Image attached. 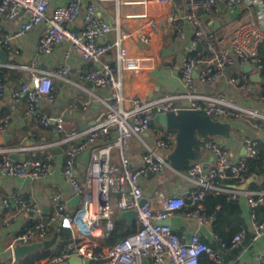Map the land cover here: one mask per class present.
Listing matches in <instances>:
<instances>
[{
    "label": "built area",
    "instance_id": "built-area-1",
    "mask_svg": "<svg viewBox=\"0 0 264 264\" xmlns=\"http://www.w3.org/2000/svg\"><path fill=\"white\" fill-rule=\"evenodd\" d=\"M243 0H62L55 4L47 15L50 0H0V21H9L21 12L25 18L16 32L6 34V40L25 35L44 22L46 27L37 41L39 53H50L65 42V56L76 51L89 63L82 78L99 88L110 90L109 102L104 118L85 132L75 127H66L62 115L49 116L41 112V100L54 101L51 78L43 72L32 71L29 83L23 84L13 94L17 101L24 98L27 115L43 127H51L61 136L65 144L63 174L69 179L74 196H80L75 210L69 209L67 200L60 193L52 195L54 212L43 217L34 201L16 200L25 211L35 213L38 218L15 238L16 243L28 244L33 240L44 241L49 237V227L58 223L68 229L70 241L56 255L41 260L39 264H57L70 256H78L82 264H200L204 254L210 264H221L222 253L236 249L245 238L251 242L264 237V220H257L255 208L264 202V193L249 195L250 224L241 228L230 240L219 239V249L201 241L198 235L189 238L179 236L165 220L188 204L190 215L201 223L211 221L212 215L205 213L201 200L208 191L228 193L236 198L243 191L234 186L247 181L244 161L232 163L228 150L213 138L203 142L202 147L213 156L212 163L191 161L184 172L173 170L167 160L175 146V137L168 135L158 139L154 146L144 143L145 151L141 164L131 167L126 142L133 137L142 138L150 128V120L160 113L176 112L178 109H193L211 119H254L264 125V112L239 105L224 94L201 95L193 91L195 82L216 81L235 64L249 66L260 72L264 54L259 47L264 43V25L253 20L240 24L233 31L224 47V37L210 32L201 14L210 15L219 6L228 9L240 5ZM264 18V0H257ZM126 8V9H124ZM136 8V9H134ZM182 12V14H181ZM104 16V18L102 17ZM167 18L175 23L176 38H183L184 22L192 27L193 41L202 46L210 58L186 56L180 69V80L185 88L181 95L143 97L128 95L125 76L131 74L130 83L137 85L155 68L149 54H131L125 42L129 39L128 29L123 30L124 18ZM112 34L111 37H109ZM110 55V60L105 56ZM63 66L61 73H66ZM247 75L243 74L239 89H245ZM3 87L0 75V93ZM185 98L186 107L176 106L174 100ZM53 121V123H52ZM6 124L0 128L4 131ZM258 139L244 137L243 146L249 157L257 155ZM89 152L82 182L75 174V159L82 152ZM118 153V164H112V153ZM0 151V173L27 180H37L50 174L53 154L47 152L42 159L22 158L12 160ZM162 154V155H161ZM165 171L177 173L187 179L191 188L187 198L168 195L155 189L146 197L141 180ZM231 178L234 185L224 187L220 180ZM114 198L116 201L114 202ZM145 200V203H142ZM7 206V201L3 202ZM134 211L136 230L115 243L95 252L107 234L114 228L115 218L124 211ZM259 264H264V255H257Z\"/></svg>",
    "mask_w": 264,
    "mask_h": 264
},
{
    "label": "crops",
    "instance_id": "crops-1",
    "mask_svg": "<svg viewBox=\"0 0 264 264\" xmlns=\"http://www.w3.org/2000/svg\"><path fill=\"white\" fill-rule=\"evenodd\" d=\"M61 1L50 0L47 15H50L55 4ZM178 2L179 0L175 1L176 4ZM201 16L210 32L217 37H224L225 41L220 45L221 48L227 44L233 31L240 24L253 20L260 26L264 25V18L257 0H243L233 9L219 5L212 14L202 13ZM102 17L104 18L103 15ZM24 18L25 13L21 12L12 20L0 21V48L6 53L5 61L0 58V75L3 84L0 93V128L4 123L6 124L4 131L0 130V151L7 156L13 154L11 155L13 159L17 156L19 159H42L47 152H51L53 160L50 174L37 180H27L0 173V264L17 263L12 254V248L16 243L15 238L38 218L37 214L22 210L16 200L36 202L41 209V215L46 217L55 211L51 202L52 195L60 193L67 200V206L68 202L75 197L69 179L62 171L66 158V145L60 143L61 136L53 130L52 126L43 127L35 123L27 115L24 98L20 97L15 101L13 94L19 91L23 84L29 83L32 71L45 73L52 81L54 101L48 102L42 99L41 112L49 116L62 115L65 126L75 127L79 132L89 130L104 118L110 97V90L94 86L82 78V72L89 68V63L84 61L76 51H71L66 57L65 51L68 45L65 42L58 44L50 53L38 52L37 41L45 30L44 22L39 23L25 35L6 40V47L3 46L6 34L16 32ZM123 22L122 29H128L130 33L129 39L125 42L129 52L149 54L155 62L154 70L137 85L130 83L131 74L125 76V90L128 95L140 94L148 98L160 95H181L185 92V88L180 80L179 69L185 57L190 55L207 59L211 56L206 49L193 41L192 27L187 22L182 25L183 38L181 39L176 38L175 23L164 17L132 20L124 18ZM111 36L112 34L109 37ZM104 59L110 60L111 57L107 55ZM63 66L67 68L66 73L60 72ZM247 69L248 66L235 64L216 81L195 82L193 91L201 95L222 93L239 105L264 112V99L260 95L263 77L260 74V82L252 81L251 75L258 71L251 68L248 72ZM243 74H246L248 78L244 81L246 87L239 89L238 85L242 82ZM174 103L181 108L189 104L185 98H177ZM223 122H227L230 126L228 136L209 137L228 150L229 160L232 163L245 161L249 157L243 146L244 137L257 138L258 141L264 142V125H259L257 120L229 119ZM157 126L161 128L150 125L142 138L133 137L127 140L126 148L131 167L140 166L141 156L145 151L144 143L154 146L158 139L168 135L175 137L174 130ZM202 145L198 148L194 147L198 152V161L212 163V154ZM88 159V151L82 152L75 159V174L80 182L84 180ZM118 161V153L114 151L112 164L117 165ZM256 171L245 182L248 183L246 189L235 198L246 226L250 224L249 195L264 193V190H248L252 182L255 186L264 183V172L261 168ZM141 186L146 197L150 196L155 189H159L168 195H179L185 199L191 188L187 179L171 171L142 179ZM4 201H7V206L3 205ZM113 201L115 202L116 198ZM78 204L68 207L75 210ZM261 204L264 206V202ZM191 210L192 206L188 204L174 212L169 219L165 220V223L169 224L179 236L189 238L192 234H196L201 240L212 243L215 249H219V238L212 230L213 219L207 223H201L197 216L189 214ZM257 217L264 220V211L259 212ZM119 220H122L125 225H134L137 228L135 219L131 223H128L126 219ZM55 225L59 226L58 223L50 225L49 237L46 240L53 237L51 228ZM103 241H98V245H101ZM104 247L107 246H102ZM221 253V264H259L257 255H264V237L255 242H251L247 237L236 249ZM73 257L78 256H70L67 260L57 264H70Z\"/></svg>",
    "mask_w": 264,
    "mask_h": 264
},
{
    "label": "trees",
    "instance_id": "trees-1",
    "mask_svg": "<svg viewBox=\"0 0 264 264\" xmlns=\"http://www.w3.org/2000/svg\"><path fill=\"white\" fill-rule=\"evenodd\" d=\"M261 46V53L264 54V45ZM260 74L263 77V82L261 83L260 88V95L264 99V61L263 68L260 71ZM207 139H210V137L207 135H197L195 138L194 147L198 148V146L203 144V142ZM244 162L247 167V171L245 173L247 179H249L254 173H256V170L258 168H261L264 172V142L259 140L257 155L255 157H247ZM189 163L190 162L186 163L184 170L188 167ZM219 184L224 187H230L234 185V180L231 178H226L220 180ZM248 190H264V183H262L260 186H255L252 182L249 184ZM201 204L204 207L205 213L207 215H212V230L219 239L228 241L241 228L246 227L245 222L241 217L238 202L235 198H232L230 194L208 191L201 200ZM261 211H264V206H262V204H259L255 208V216L259 221L263 220L257 217V214ZM135 230L136 227L134 225H125L122 220L115 219L113 230L107 234L101 245L95 247V252L100 251L102 249V246H113L115 243L122 240L127 235L133 233ZM51 233L52 236H56V241L53 247L42 249L33 254H30L26 258L15 264H38L41 259L58 254L60 250L70 241V232L68 229H64L55 225L51 228ZM201 241L215 248L212 243L210 244L204 240ZM200 264H210V261L204 254L200 256Z\"/></svg>",
    "mask_w": 264,
    "mask_h": 264
},
{
    "label": "water",
    "instance_id": "water-1",
    "mask_svg": "<svg viewBox=\"0 0 264 264\" xmlns=\"http://www.w3.org/2000/svg\"><path fill=\"white\" fill-rule=\"evenodd\" d=\"M0 58L2 61H5L6 58V53L1 48ZM247 70L250 72L251 68L248 66ZM251 80L260 82V73H253L251 75ZM150 125H160L163 128H169L175 131V146L173 151L168 155L167 160L173 170L179 173H182L187 162L198 160V152L194 148L195 138L197 135L226 137L228 136L230 129L227 122L211 119L206 115L200 114L197 110L185 108L178 109L176 112L160 113L150 120ZM11 155L13 154H10L9 157L12 160L19 159L18 156L16 159H13ZM247 184L248 183L236 185L234 188L238 190H245ZM79 202L80 196L76 195L68 202V206L71 207L73 205H77ZM142 203H145V200H142ZM117 219H126L128 223H131V221L135 219V213L132 210L124 211L117 216ZM55 241L56 236L44 241L33 240L28 244L15 243L12 248L13 259L15 262L23 260L30 254L49 248ZM70 264H82V261L79 257H73L70 260Z\"/></svg>",
    "mask_w": 264,
    "mask_h": 264
},
{
    "label": "rangeland",
    "instance_id": "rangeland-1",
    "mask_svg": "<svg viewBox=\"0 0 264 264\" xmlns=\"http://www.w3.org/2000/svg\"><path fill=\"white\" fill-rule=\"evenodd\" d=\"M155 127H156V128H161V127H159V126H157V125H155Z\"/></svg>",
    "mask_w": 264,
    "mask_h": 264
}]
</instances>
